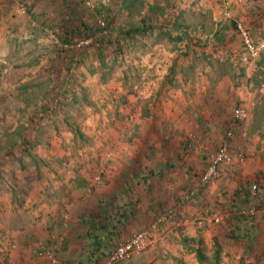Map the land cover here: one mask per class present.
<instances>
[{"label": "rangeland", "instance_id": "1", "mask_svg": "<svg viewBox=\"0 0 264 264\" xmlns=\"http://www.w3.org/2000/svg\"><path fill=\"white\" fill-rule=\"evenodd\" d=\"M99 2L109 3L114 27L135 23L148 5L157 19L154 28L126 42L104 32L98 35L101 43L89 38L79 44L85 31L80 22L94 25L103 19L92 16ZM236 20L263 45L253 59H243ZM60 35L70 37L73 46L58 40ZM59 84L57 113L41 116L38 107L46 92ZM262 84L264 0H0V222L14 230L34 225L47 203L61 208L64 197L75 209L84 190L91 193L87 199L96 187L105 186L103 193L114 187L117 179L110 182L105 168L129 161L143 172L136 181L141 205L136 201V207L145 205L143 198L150 205L156 189L160 196L147 222L168 208L176 222L161 226L153 247L120 264H264V222L256 240L247 243L232 236L230 210V185L264 181V170L250 163H264ZM237 106L248 110L246 119L235 120ZM173 116L175 124L169 122ZM230 127L232 162L219 179L200 186L201 173ZM168 129L180 142L178 155L174 151L171 157L174 183L164 171L154 179V163L166 161L160 147L171 140ZM118 130L111 147L104 138ZM91 168L99 169L91 174ZM246 168L253 170L251 177L242 174ZM83 173L86 182L80 185ZM190 188L197 189L195 195L178 206L180 194ZM63 207L62 213L70 206ZM217 209L228 216L208 222ZM41 228L36 226L38 238L29 242L32 256L44 264H83L71 262L67 251L58 256L54 245L56 263L37 251L33 255L45 246ZM5 239L0 233V253ZM197 249L206 261L199 260Z\"/></svg>", "mask_w": 264, "mask_h": 264}, {"label": "crops", "instance_id": "2", "mask_svg": "<svg viewBox=\"0 0 264 264\" xmlns=\"http://www.w3.org/2000/svg\"><path fill=\"white\" fill-rule=\"evenodd\" d=\"M169 119V122H172L175 124L177 122L174 118ZM111 122L113 118L110 119ZM170 129V128H169ZM169 129L166 131V136L171 138L170 141H167L166 144H162L160 148H163L164 151H162L161 155H163L166 159L165 163L162 164V159L159 160V162L154 163V179L159 175L160 171L167 172V177L170 181V183H174V174L172 173V170L170 168L174 167L172 165V154L173 152H177L178 155V145L180 142L177 140V136H173V133L169 132ZM154 130H158L157 127L154 128ZM123 131V129H122ZM112 131H109L107 133V136L104 139L108 140V144L113 146V144L117 141V138L120 137V131L118 130L116 133H113ZM128 136V133H127ZM132 140L134 138H131ZM234 139V136L231 140ZM237 144L238 142L235 140L234 142ZM167 146V147H166ZM183 146H185L183 144ZM175 154V153H174ZM124 155L129 157V153H124ZM158 157H160V153L158 152ZM252 163L253 169H263L264 170V163H260V161H250ZM249 164V163H248ZM135 166V167H134ZM251 167V166H250ZM90 168V167H89ZM104 168V167H102ZM99 168H91L89 172L93 174L95 170ZM105 171L107 172V179L112 182L113 180H116L115 183H113V186H110V190H105V193L101 191V189L105 188L103 187H96L94 192L92 193L93 197L85 199L87 196H90L88 190H84L81 194L84 193V199L80 198V203L76 205V208L74 209L72 204L70 202L68 203L67 198L64 197V199H61L62 205L64 207H67V204L70 206L67 208V210L71 209V213L66 210L68 213V219L66 221V224L63 225V214L62 213V207L60 208V204L55 201H51L46 204V207L43 209L41 214H38V218L34 220V225H28L22 229L14 230L9 225L5 224L4 222H0V233H4L6 239L4 240V248H2V253H0V264H44L38 260H40L39 256H32V254L29 252V245L31 240L37 237V234L34 233V230L37 225L40 226L43 224L42 232L45 234V239H43L45 246L46 245H54L55 252L59 256L60 254H64L65 251L68 252L69 259L71 262H82L83 264H88L84 261L86 259V256L88 255V251L92 249L95 246V243L93 240H91L89 237L92 236L91 227L93 226L90 224L91 219H100L99 216L103 215L102 213L106 210V213L111 216L106 217L108 218L107 224L110 223H116L117 227L113 230L114 234H111L108 232H103V234L109 235L112 237V248H114L116 242L119 239L129 237L130 235L134 234L137 230H139L142 225L148 224L147 221L149 217L150 211L153 209L152 203H156L158 199L160 198L158 194V190L156 189L154 193V199L151 200L150 205L147 203L146 199L143 198L142 201L145 203V205H142V208L138 209L136 207V201L139 204V195L136 196L135 192L137 191L136 181L140 178V176L143 175L142 169L138 168L137 164H134V162L130 163L129 161L124 162H116L107 169L105 168ZM128 171H134L133 173H129ZM84 172V171H83ZM105 172V173H106ZM242 174H246L245 176L251 177L253 175V170H247L243 169ZM173 175V176H172ZM83 177L79 179L80 185H83L86 180L84 181L83 178L84 173L82 175ZM244 176V177H245ZM117 177V178H116ZM87 179V178H86ZM147 175L145 176V181L147 180ZM252 179V178H251ZM251 179H247L245 182L241 183H234L230 185L233 186V196L230 202V206L238 205V206H245V204H241L238 201L235 200L236 193L240 191V193H243V191H248L249 185L251 183ZM125 180V182L123 181ZM168 180L166 181L168 183ZM261 181V180H260ZM116 184V185H115ZM109 185V184H107ZM158 186V185H157ZM79 190L82 188H78ZM264 189V181H261V188L260 190ZM75 191V190H73ZM263 191V190H262ZM264 192V191H263ZM249 193V192H248ZM245 195V194H244ZM263 195L264 198V194ZM167 201L169 200L168 195H166ZM138 197V198H137ZM142 197V196H140ZM246 196H244L245 198ZM248 198V197H246ZM250 202V201H249ZM248 202V203H249ZM94 205L96 207L94 210L91 208ZM99 206H101V211H99ZM140 205V204H139ZM138 205V206H139ZM156 205V204H155ZM154 205V206H155ZM72 206V207H71ZM141 206V205H140ZM63 207V208H64ZM156 208L154 207V210ZM105 213V214H106ZM255 222H264V208L256 209V211L253 213ZM157 215H154V217ZM105 217V216H104ZM41 219V222L40 220ZM104 220V219H103ZM105 221V220H104ZM110 224V225H111ZM56 229H59V232ZM42 234V233H40ZM54 236V239L52 240V236ZM38 238V237H37ZM52 240V241H50ZM53 247V246H52ZM43 249V245H39L35 248L33 255H38L39 252ZM20 251L21 255H15L16 251ZM84 250H86L84 252ZM5 251V252H4ZM37 251V253L35 252ZM21 256V257H20ZM6 257V258H5ZM47 263V262H46ZM49 263V262H48ZM50 264V263H49Z\"/></svg>", "mask_w": 264, "mask_h": 264}, {"label": "built area", "instance_id": "3", "mask_svg": "<svg viewBox=\"0 0 264 264\" xmlns=\"http://www.w3.org/2000/svg\"><path fill=\"white\" fill-rule=\"evenodd\" d=\"M101 24L103 25V21H101ZM235 24L236 30L238 31L244 45L245 54L243 55V59L247 61L248 59L255 58L260 53L259 51L262 50L263 45H257L253 41L248 29L240 21L236 20ZM87 42H89V38L81 40L79 44ZM70 46L73 45L70 44ZM262 88L264 89V84H262ZM232 115L235 120L239 121L246 119L249 112L244 106H237L232 110ZM234 134V129H232V127L226 130L225 140L219 144L218 148L211 155L207 166L200 175V186H205L219 179L222 175L223 167L232 162V154L230 153L228 141L233 138ZM241 135L245 136L246 132L241 131ZM109 155H111V152L108 151L106 156L108 157ZM100 177V173L96 174L95 180H99ZM260 182L259 177L251 181L248 188L250 202L247 204L246 208L244 206L234 205L230 210H233L234 212L247 211L253 214L257 209L256 204L259 198L258 190ZM196 190V188H190L180 194L177 205L182 206L187 203L195 195ZM230 210L229 213H231ZM226 216H228L227 212L217 209L210 213L206 219L210 223H220ZM62 217L64 225L68 219V213H64ZM175 222L174 209H166L163 213L153 217L146 227L135 232L129 237L119 239L112 251L95 264H120L135 258L149 248L153 247L158 239H160L161 226H164L165 224L175 225ZM39 255L52 263H56L57 261L51 246H48V248L43 246Z\"/></svg>", "mask_w": 264, "mask_h": 264}, {"label": "trees", "instance_id": "4", "mask_svg": "<svg viewBox=\"0 0 264 264\" xmlns=\"http://www.w3.org/2000/svg\"><path fill=\"white\" fill-rule=\"evenodd\" d=\"M95 12L92 14V16L95 19H98V17H102L103 19V25L101 24L100 21H97L94 25H87L84 22H80V26L83 27L85 31H83L82 34V40L83 39H88V38H93L101 43V38L98 37V35H101L104 32H107V35H113L117 39H121L123 41L127 40H132L137 37H142L148 30L151 28H154V21L157 20L154 17V12L152 11V8L147 5V11L138 21L135 23L130 24L129 26L126 27H121V26H113V15L110 13V6L109 3H101L99 2L94 6ZM33 16V15H32ZM34 17V16H33ZM233 27L236 29V24L235 22H232ZM186 31V28H185ZM251 36V35H250ZM58 40H60L64 44H72L71 38L70 37H65L63 38L61 35L58 36ZM92 41V43H93ZM109 44L113 43L114 41L112 39L107 40ZM119 41H116L115 44L118 45ZM91 43V44H92ZM120 46V44H119ZM118 46V47H119ZM61 51L68 52L65 49H61ZM72 62V61H71ZM69 70V69H68ZM62 83H67L66 80H63ZM64 91L68 90V87L65 85L63 87ZM60 95V84L56 85L55 89H49L48 92H46L45 97L41 103V105L38 107L39 112H41V116L43 115H51V114H56L57 113V104H58V97ZM36 115H34L35 117ZM33 117V118H34ZM36 118V117H35ZM261 188V182H260V187H259V198L258 202L256 204V208H264V189L260 190ZM245 194V195H244ZM244 196L248 198H244ZM235 200L238 201L239 203H247L250 201L249 199V193L248 191H243V193H240L238 191L235 196ZM247 204L244 206L245 208L247 207ZM235 205V204H234ZM106 213V210L102 213L103 215L99 216L98 218L100 219H91L89 222L93 226L91 227L92 231V236L89 238L94 241L95 246L88 251V255L86 256V259L84 261L88 264H95L98 261H100L102 258H104L106 255H108L112 251V237L106 234H103V232H108L111 234H114V229L117 227L116 223H110L109 225L107 224L108 218L111 216L110 214L108 215ZM232 236L237 239H241L243 241H246L247 243H253L256 238L258 233L260 232V223L255 222L254 215L247 212H234L232 214ZM105 216V217H104ZM105 221H104V220ZM86 250H84L85 252ZM198 258L201 262L206 261L207 257L205 256L204 253L200 249H197L196 251Z\"/></svg>", "mask_w": 264, "mask_h": 264}]
</instances>
